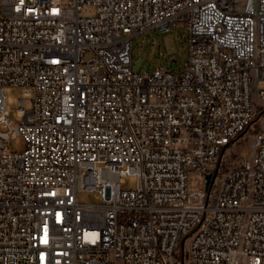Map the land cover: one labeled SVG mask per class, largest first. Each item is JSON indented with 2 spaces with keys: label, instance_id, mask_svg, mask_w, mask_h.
<instances>
[{
  "label": "built area",
  "instance_id": "obj_1",
  "mask_svg": "<svg viewBox=\"0 0 264 264\" xmlns=\"http://www.w3.org/2000/svg\"><path fill=\"white\" fill-rule=\"evenodd\" d=\"M175 25L183 71L134 69L132 38ZM253 88L264 0H0V264H264ZM253 125L251 157L226 159Z\"/></svg>",
  "mask_w": 264,
  "mask_h": 264
},
{
  "label": "rangeland",
  "instance_id": "obj_2",
  "mask_svg": "<svg viewBox=\"0 0 264 264\" xmlns=\"http://www.w3.org/2000/svg\"><path fill=\"white\" fill-rule=\"evenodd\" d=\"M183 32V26L175 25L169 31L156 28L134 36L132 38V58L134 63L139 61L137 71L144 72L147 70V66H149L148 71H152L160 66L169 68L170 65L177 73L183 71L184 64L188 59V46L184 40ZM254 90V103L260 113L264 109V101L255 96L257 88ZM20 93L21 90L18 86L8 85L5 87L9 117L15 123L19 121L16 111L19 109ZM256 130V125L251 126L239 139L231 144L224 154L225 158L229 161L249 159L252 153L251 142ZM11 148L13 151H22L24 148L22 139L20 137L11 139ZM214 168L211 166L209 170H214ZM203 184V177L199 174L190 173L188 175L190 189H200ZM135 186L136 179L134 177L125 179L123 184L125 189H134ZM78 200L80 203L86 204L99 202L93 193L86 191L78 192Z\"/></svg>",
  "mask_w": 264,
  "mask_h": 264
},
{
  "label": "water",
  "instance_id": "obj_3",
  "mask_svg": "<svg viewBox=\"0 0 264 264\" xmlns=\"http://www.w3.org/2000/svg\"><path fill=\"white\" fill-rule=\"evenodd\" d=\"M138 64H139V61H136L135 63H134V66H133V68L134 69H137V67H138ZM169 68H171V69H173L172 68V65H170L169 66ZM147 70H149V66H147V68H146ZM206 179L209 181V179H210V175L208 174V175H206Z\"/></svg>",
  "mask_w": 264,
  "mask_h": 264
}]
</instances>
